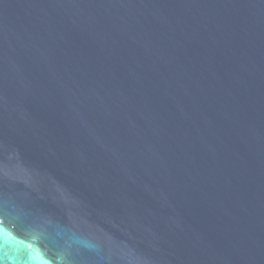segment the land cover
Here are the masks:
<instances>
[{
  "label": "water",
  "instance_id": "water-1",
  "mask_svg": "<svg viewBox=\"0 0 264 264\" xmlns=\"http://www.w3.org/2000/svg\"><path fill=\"white\" fill-rule=\"evenodd\" d=\"M0 264H264V0H0Z\"/></svg>",
  "mask_w": 264,
  "mask_h": 264
}]
</instances>
